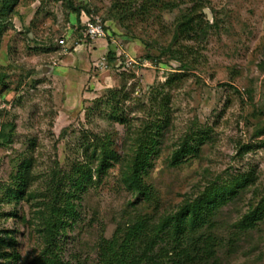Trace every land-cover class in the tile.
Wrapping results in <instances>:
<instances>
[{
  "label": "rangeland",
  "instance_id": "rangeland-1",
  "mask_svg": "<svg viewBox=\"0 0 264 264\" xmlns=\"http://www.w3.org/2000/svg\"><path fill=\"white\" fill-rule=\"evenodd\" d=\"M9 1L0 264H264V0Z\"/></svg>",
  "mask_w": 264,
  "mask_h": 264
},
{
  "label": "trees",
  "instance_id": "trees-1",
  "mask_svg": "<svg viewBox=\"0 0 264 264\" xmlns=\"http://www.w3.org/2000/svg\"><path fill=\"white\" fill-rule=\"evenodd\" d=\"M14 3V1H9V0H3L2 1V7L0 8V10H9L12 6V4ZM115 6H117L118 10L122 13V14H126L128 13V11H130V9H127V7H125V5H123V2L118 3L115 2L114 3ZM192 11V9L190 10ZM194 12V11H193ZM201 18H198L197 15L195 16V13L192 14L188 13V14H184L182 17V20L179 21V25H178V34L183 33L184 36L186 35H190V34H197L198 31V26H199V22H201V20H199ZM180 214V218L181 221L183 220V211L179 212Z\"/></svg>",
  "mask_w": 264,
  "mask_h": 264
},
{
  "label": "built area",
  "instance_id": "built-area-1",
  "mask_svg": "<svg viewBox=\"0 0 264 264\" xmlns=\"http://www.w3.org/2000/svg\"><path fill=\"white\" fill-rule=\"evenodd\" d=\"M85 22V21H84ZM84 32L83 35L86 39L95 41L106 36L105 24L101 20H91L90 18L86 19V22L83 23ZM63 42V39L60 40Z\"/></svg>",
  "mask_w": 264,
  "mask_h": 264
}]
</instances>
